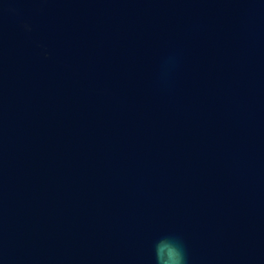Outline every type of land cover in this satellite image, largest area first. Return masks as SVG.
Listing matches in <instances>:
<instances>
[{
    "label": "water",
    "instance_id": "95a60500",
    "mask_svg": "<svg viewBox=\"0 0 264 264\" xmlns=\"http://www.w3.org/2000/svg\"><path fill=\"white\" fill-rule=\"evenodd\" d=\"M264 264V0H0V264Z\"/></svg>",
    "mask_w": 264,
    "mask_h": 264
},
{
    "label": "clouds",
    "instance_id": "9594fccd",
    "mask_svg": "<svg viewBox=\"0 0 264 264\" xmlns=\"http://www.w3.org/2000/svg\"><path fill=\"white\" fill-rule=\"evenodd\" d=\"M156 264H187V253L178 236H165L155 244Z\"/></svg>",
    "mask_w": 264,
    "mask_h": 264
}]
</instances>
